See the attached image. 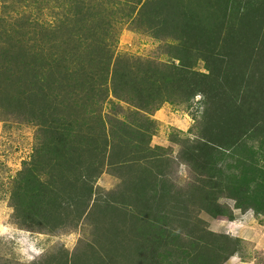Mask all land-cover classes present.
Here are the masks:
<instances>
[{
    "label": "trees",
    "instance_id": "obj_1",
    "mask_svg": "<svg viewBox=\"0 0 264 264\" xmlns=\"http://www.w3.org/2000/svg\"><path fill=\"white\" fill-rule=\"evenodd\" d=\"M16 1L26 10L13 22L1 8L0 122L36 129L10 183L13 222L58 234L91 216L90 256L75 264H227L243 240L202 217H264V0ZM127 24L166 61L116 55ZM197 96L193 139L175 141V158L150 147V117ZM105 172L119 183L100 194Z\"/></svg>",
    "mask_w": 264,
    "mask_h": 264
},
{
    "label": "rangeland",
    "instance_id": "obj_2",
    "mask_svg": "<svg viewBox=\"0 0 264 264\" xmlns=\"http://www.w3.org/2000/svg\"><path fill=\"white\" fill-rule=\"evenodd\" d=\"M16 0H0V17L4 5L11 6L10 17L6 20L13 22L19 16V11L25 12V6L17 8ZM116 55H129L139 58L166 61L161 56L158 43L148 35L135 32L132 25H123L119 31L115 44ZM202 70L197 66L196 70ZM197 96L190 103L184 105L163 104L150 118L155 123V133L151 137L150 147L161 148L164 156L175 158L179 145L175 141L193 139L191 135L195 121L193 116L202 110ZM124 115H129L123 106ZM110 103L104 105L102 117L105 122L118 126L123 118L113 117ZM35 127L7 121L0 122V264H31L49 254L62 253L68 257L69 264H75V256L84 258L90 256V248L97 232L93 231L94 224L91 216L81 219L75 228L61 230L58 234L32 233L23 227L17 226L11 219L12 210L9 207L10 183L22 168L23 162H28L34 148ZM263 163V162H262ZM188 169L178 167V174L182 179H188ZM190 180V179H188ZM119 181L103 173L95 186L102 194L115 189ZM226 202L230 208L232 202ZM233 221L225 218L211 220L202 217L208 222V229L214 233L225 235L232 239L243 240L238 252L227 264H264V217L256 216L252 211L244 214L233 210ZM90 218V220H89ZM102 234V232H101ZM240 241V240H239ZM85 259V258H84Z\"/></svg>",
    "mask_w": 264,
    "mask_h": 264
}]
</instances>
